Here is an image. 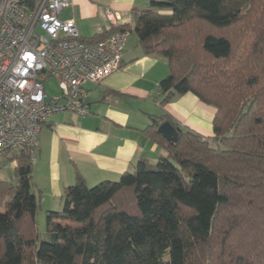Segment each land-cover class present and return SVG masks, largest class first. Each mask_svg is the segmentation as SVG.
I'll list each match as a JSON object with an SVG mask.
<instances>
[{
    "label": "trees",
    "instance_id": "obj_1",
    "mask_svg": "<svg viewBox=\"0 0 264 264\" xmlns=\"http://www.w3.org/2000/svg\"><path fill=\"white\" fill-rule=\"evenodd\" d=\"M132 13L133 26L87 39L134 31L144 53L168 61L160 106L193 92L216 110L213 138L151 114L145 131L165 154L91 186L78 173L47 213L49 241L38 239L42 191L21 150L0 210V264H264V0H151ZM165 121L177 141L158 132Z\"/></svg>",
    "mask_w": 264,
    "mask_h": 264
},
{
    "label": "crops",
    "instance_id": "obj_2",
    "mask_svg": "<svg viewBox=\"0 0 264 264\" xmlns=\"http://www.w3.org/2000/svg\"><path fill=\"white\" fill-rule=\"evenodd\" d=\"M75 1L72 0L65 10H73ZM92 2L98 4L102 21L91 35L80 33L84 38L110 29L103 16L104 9L119 12L124 23L133 26V9L148 7L151 0ZM169 73L167 59L159 54L144 53L135 38L134 45L126 43L118 70L100 83L86 85L91 107L89 115L68 111L46 120L33 158V178L38 190L42 191V207L45 203L52 208L50 210L60 209L65 189L76 182L78 173L91 186L103 180H118L123 173L133 171L140 160L156 164L165 151L145 131L152 122L151 114L167 111L182 127L194 130L202 138H213L216 110L193 92L176 96L164 107L160 106L158 83ZM59 221L77 224L72 219Z\"/></svg>",
    "mask_w": 264,
    "mask_h": 264
},
{
    "label": "built area",
    "instance_id": "obj_3",
    "mask_svg": "<svg viewBox=\"0 0 264 264\" xmlns=\"http://www.w3.org/2000/svg\"><path fill=\"white\" fill-rule=\"evenodd\" d=\"M71 4L0 0V157L13 159L26 150L34 158L46 120L64 111L89 115L86 85L102 82L121 67L130 31L84 38L74 19L61 16ZM104 16L110 28L124 24L111 8ZM50 78L58 96L45 90Z\"/></svg>",
    "mask_w": 264,
    "mask_h": 264
},
{
    "label": "rangeland",
    "instance_id": "obj_4",
    "mask_svg": "<svg viewBox=\"0 0 264 264\" xmlns=\"http://www.w3.org/2000/svg\"><path fill=\"white\" fill-rule=\"evenodd\" d=\"M74 3L75 6L73 10L67 9L61 16L72 17V19L76 21L79 32L82 35H91L96 29L97 23L100 24L102 21L101 10L99 11L97 9L98 4L92 2V0H77ZM135 38H137V35L133 31L132 35L128 38V44L134 45ZM45 90L51 96H58L60 93L59 87L53 78H50L47 82H45ZM3 185H5V187ZM15 189L16 175L14 161L6 159L5 157H0V210H5L6 203L11 199ZM37 195L39 200V208L36 214V230L38 233V239L39 241H49L51 240V235L48 231V214L45 213V211L47 209L50 211L52 208H49V205L45 203H43L42 207V200L38 191Z\"/></svg>",
    "mask_w": 264,
    "mask_h": 264
},
{
    "label": "water",
    "instance_id": "obj_5",
    "mask_svg": "<svg viewBox=\"0 0 264 264\" xmlns=\"http://www.w3.org/2000/svg\"><path fill=\"white\" fill-rule=\"evenodd\" d=\"M49 101V98H46ZM158 132L161 133L168 141L175 142L178 139V129L169 121H165L158 127Z\"/></svg>",
    "mask_w": 264,
    "mask_h": 264
}]
</instances>
